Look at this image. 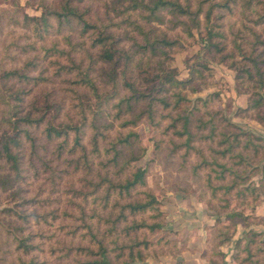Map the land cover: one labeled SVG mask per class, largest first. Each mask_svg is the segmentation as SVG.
Masks as SVG:
<instances>
[{
  "label": "trees",
  "instance_id": "16d2710c",
  "mask_svg": "<svg viewBox=\"0 0 264 264\" xmlns=\"http://www.w3.org/2000/svg\"><path fill=\"white\" fill-rule=\"evenodd\" d=\"M37 4L38 15L12 12L5 16L0 9L3 25L27 31L25 36H18V40L24 41L7 42L0 51V189L10 188L23 171L30 170V176L40 180L41 186L46 185L47 192H60L64 199L62 206L37 213L0 210L1 216H15V220L4 221L12 234L14 248L27 257L17 264L42 263L32 254L36 248L35 234L25 231L28 217L46 224L48 218L56 219L59 215L71 218L75 210L77 215L72 218L79 225H71V233L77 227L84 228L81 237L85 244L60 242L65 252L74 251L82 258L77 259V264H113L108 243L120 252L126 249V259L120 264H141L139 248H145L148 241L132 239L128 245L118 247L117 226L124 221V212L129 215L151 212L156 218L160 212L154 194L144 189L141 199L115 202L100 215L96 205L90 208L89 216L84 211L88 200L99 199L101 212L107 208L110 195L121 197L134 188L146 187L145 168L133 165L146 147L138 146V135L131 130L115 131L111 137L105 135L103 130L112 126L105 120H119V126L126 127L143 118L152 128L157 123L155 117L162 118L160 111L167 110L170 118L167 128L184 138L181 145L185 150L191 148L188 142L193 107H187V99L181 94L191 77L176 79L166 62L165 50L178 42L160 28L169 23L182 25L188 36L190 29L195 28L206 52L218 55L220 61H228L238 72L237 78L239 73L246 74L252 94L255 89L261 91L250 99V109L261 106L264 0H37ZM231 16L236 17L235 27L227 20ZM19 56L22 59L14 64ZM235 56L241 60L235 61ZM55 82L64 85L61 91L52 87ZM188 88L194 90L191 85ZM137 106L140 110L134 113ZM260 119L264 122V117ZM86 128L91 133L84 141ZM209 130H214L213 124ZM256 140L264 142L263 137ZM233 142L241 143L243 149L249 142L251 145L244 132L224 131L219 144L226 147L221 153L231 152ZM257 146L261 145L254 146L256 152ZM235 154L243 158L240 150ZM262 154L264 159V151ZM129 167L131 172L124 175L122 171ZM230 187L222 186L225 191ZM103 225L106 229L96 237V229ZM140 227L154 232L161 229V224L132 220L124 228ZM107 236L109 239L105 241ZM228 239L221 243H227Z\"/></svg>",
  "mask_w": 264,
  "mask_h": 264
},
{
  "label": "rangeland",
  "instance_id": "374dc122",
  "mask_svg": "<svg viewBox=\"0 0 264 264\" xmlns=\"http://www.w3.org/2000/svg\"><path fill=\"white\" fill-rule=\"evenodd\" d=\"M0 9L5 16L12 12L16 15H38L40 11L37 0H0ZM227 20L234 27L238 25L234 16L227 17ZM1 21L0 51L7 42L24 41L23 38L18 40V36H25V29L5 26L3 19ZM164 26L159 27L168 37L178 41L176 46L165 50L169 68L178 80L191 77L181 92L187 99V107H193L188 142L191 148L185 150L181 145L184 138L174 134L172 128H167L170 123L167 110L160 111L164 116H156L157 123L152 128L143 118L126 127H120L119 120L106 119L105 122L112 126L103 130L105 135L111 137L115 131L124 133L131 130L138 135V146L146 147L143 156L133 163L145 168L146 187L134 188L121 197L110 195L107 208L101 212L97 205L99 199L88 200L84 204L86 216L95 205L99 214L105 213L115 202L120 204L141 199V191L146 189L155 195L160 214L153 218L151 212L134 215L124 212L125 219L117 226L118 247L128 245L132 239L148 241L145 248H139L143 258L141 264H197L201 263L200 259L207 264H264V142L256 140L264 138V122L260 119L264 117V102L250 109V99L261 91L255 89L256 93L252 94L253 88L246 74L239 73L237 78L238 72L228 65V61H220L218 55L206 52L204 41L200 40L195 28L190 29L191 36H188L180 24ZM12 51L10 49V53ZM21 59L19 56L14 64ZM234 59L239 61L240 57L235 56ZM60 82L52 84L56 91L64 87ZM188 85L194 90H189ZM198 97L200 100L197 101ZM139 110L140 107H135L134 113ZM108 113L112 115L111 110ZM169 115L173 117L174 113ZM175 124L178 127V122ZM210 124L214 127L212 132ZM224 131L233 134L244 132L249 141L251 139V145L249 142L243 149L241 143L235 145L233 142L234 149L222 154L226 144H219V140ZM90 133V128H86L83 140ZM256 145H261L257 146V152ZM239 150L242 159L236 157L235 152ZM199 161L201 164L197 166ZM131 170L129 167L122 173L127 175ZM29 173L30 170L23 171L10 188L0 189V210L9 209L15 214L19 211L37 213L62 206L63 195L47 192V186H41L42 182ZM228 185L231 187L225 191L222 186ZM13 190L15 195H12ZM111 209L115 210V207ZM76 211L71 213L72 217H76ZM231 213L236 215L230 217ZM72 217L59 215L56 219L48 218L46 224L28 217L25 231L35 234L33 243L36 248L32 254L41 264H77V259H82L74 251L65 252L60 242L85 244L81 237L84 228L77 227L71 233V225H79V221ZM10 218L15 220V216L0 214V264H17L19 259H27L13 246L12 234L4 221ZM132 220L146 224L159 222L161 229L154 232L146 227L126 230L124 227ZM104 225L96 229V237L104 232ZM108 239L105 237V241ZM224 239H228L227 243H221ZM107 249L113 264L126 259L125 248L120 252L108 243ZM220 255H226L227 261H223ZM134 261L137 262L136 259Z\"/></svg>",
  "mask_w": 264,
  "mask_h": 264
},
{
  "label": "crops",
  "instance_id": "0c3cea01",
  "mask_svg": "<svg viewBox=\"0 0 264 264\" xmlns=\"http://www.w3.org/2000/svg\"><path fill=\"white\" fill-rule=\"evenodd\" d=\"M223 261H225V262L227 261V256L226 255L223 256ZM200 262L201 263L198 262L197 264H207V261H205L204 259H200Z\"/></svg>",
  "mask_w": 264,
  "mask_h": 264
},
{
  "label": "water",
  "instance_id": "95a60500",
  "mask_svg": "<svg viewBox=\"0 0 264 264\" xmlns=\"http://www.w3.org/2000/svg\"><path fill=\"white\" fill-rule=\"evenodd\" d=\"M262 240L264 241V238H262Z\"/></svg>",
  "mask_w": 264,
  "mask_h": 264
}]
</instances>
